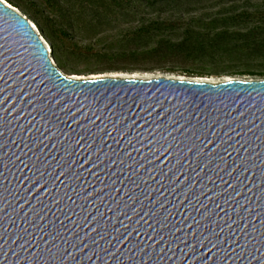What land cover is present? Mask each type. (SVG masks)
I'll return each instance as SVG.
<instances>
[{
    "label": "water",
    "instance_id": "95a60500",
    "mask_svg": "<svg viewBox=\"0 0 264 264\" xmlns=\"http://www.w3.org/2000/svg\"><path fill=\"white\" fill-rule=\"evenodd\" d=\"M0 264H264V78L69 76L0 0Z\"/></svg>",
    "mask_w": 264,
    "mask_h": 264
},
{
    "label": "trees",
    "instance_id": "16d2710c",
    "mask_svg": "<svg viewBox=\"0 0 264 264\" xmlns=\"http://www.w3.org/2000/svg\"><path fill=\"white\" fill-rule=\"evenodd\" d=\"M7 1L37 25L66 74L264 78V0Z\"/></svg>",
    "mask_w": 264,
    "mask_h": 264
},
{
    "label": "rangeland",
    "instance_id": "374dc122",
    "mask_svg": "<svg viewBox=\"0 0 264 264\" xmlns=\"http://www.w3.org/2000/svg\"><path fill=\"white\" fill-rule=\"evenodd\" d=\"M262 66L260 65H255L254 69L255 70H262ZM133 74H140V75H149V76H156L159 74H164V75H170V76H185V75H177V74H170V73H164L161 71H155V72H142V71H135V72H117V71H112V72H94V73H89V72H83L82 74H67L69 76H74V77H90V76H95V75H120V76H130ZM188 77V76H187ZM225 77H240V78H263L258 75H236V76H228V75H222V76H210L208 78L213 79V80H220Z\"/></svg>",
    "mask_w": 264,
    "mask_h": 264
},
{
    "label": "bare ground",
    "instance_id": "6f19581e",
    "mask_svg": "<svg viewBox=\"0 0 264 264\" xmlns=\"http://www.w3.org/2000/svg\"><path fill=\"white\" fill-rule=\"evenodd\" d=\"M36 27V26H35ZM135 77H142V78H146L148 77L149 75H140V74H133ZM77 78V77H76ZM78 78H82V77H78Z\"/></svg>",
    "mask_w": 264,
    "mask_h": 264
}]
</instances>
